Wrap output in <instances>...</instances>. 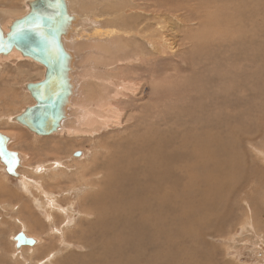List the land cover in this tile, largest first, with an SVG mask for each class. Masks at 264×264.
Here are the masks:
<instances>
[{
    "label": "rangeland",
    "instance_id": "rangeland-1",
    "mask_svg": "<svg viewBox=\"0 0 264 264\" xmlns=\"http://www.w3.org/2000/svg\"><path fill=\"white\" fill-rule=\"evenodd\" d=\"M27 1L0 0V12L22 17L29 8ZM128 1L110 2L121 10L131 6ZM133 1L146 12L158 7L185 23L167 30L163 57L122 67L116 73L135 87L114 104L122 113V128L110 127L88 138L31 133L10 118L34 103L26 85L40 81L44 68L28 61L0 62V132L13 136L9 150L24 155L16 170L25 176L23 181L7 176L0 162V264H87V248L77 241L88 237L90 226H97L96 196L104 177L95 176L96 165L104 159L105 149H113L110 155H114L125 141L149 134L156 135L158 143L163 139L157 136L161 132H183L180 142H184L205 133L210 125L215 127V137L227 140L232 157L229 186L218 190L222 201L216 208L210 205L208 227L196 232L195 238H180L181 255L173 257H186L185 250L190 248L210 258L211 264H264V9L254 0ZM75 2L76 11L78 6L99 11L106 0ZM232 9L240 21L228 19L225 26L219 14ZM83 50L81 55L90 56L87 48ZM83 56L80 70L95 66L96 74L105 71ZM96 82L95 78L83 80L82 97L90 96ZM226 174L217 177V185ZM23 232L37 239L33 251L16 247L14 237Z\"/></svg>",
    "mask_w": 264,
    "mask_h": 264
},
{
    "label": "bare ground",
    "instance_id": "bare-ground-1",
    "mask_svg": "<svg viewBox=\"0 0 264 264\" xmlns=\"http://www.w3.org/2000/svg\"><path fill=\"white\" fill-rule=\"evenodd\" d=\"M110 1L102 3L103 11L101 7L98 11L94 7L81 6L76 11L75 0H65L70 21L61 41L69 56L71 96L64 106V117L55 132L60 135L88 138L110 127L122 128V113L117 109L119 106L116 108L114 104H118L126 92L135 91V87L132 83L118 79L116 73L119 70L122 72V67L163 57L161 55L167 51V30L171 31L175 25L184 22L182 18L160 12L158 7L152 12H146L139 3L130 0L129 8L128 5H122L129 11L125 8L116 10ZM252 2L264 9L262 0ZM29 10L27 8L24 15ZM233 10H223L219 14L225 26L229 24L228 19L240 21ZM19 18V15L0 12L3 33H8L11 25ZM84 48L90 51V56L84 53L85 56L81 55V51L86 50ZM81 56L84 60L90 59L96 66L102 65L105 71L96 74L95 66H89L86 71L80 70L78 65H82ZM3 60L28 61L39 65L15 48L7 55L0 54V62ZM94 78L98 80L97 88L93 87L96 91L93 94V90L90 91L89 97H82L84 94L80 88L83 80L94 81ZM77 80L80 81L79 85ZM80 97L81 100L78 99ZM10 120L18 124L16 117ZM124 128L128 129L126 126ZM207 128L209 130L205 133L185 139L184 142H180V134L183 132L168 134L160 131L157 136L163 139L158 143L156 135L149 134L125 141V146H118L114 155H110L113 149H105L104 159L96 165L98 169L95 176L100 174L104 177L103 187L96 196L97 215L93 220L97 226H90L92 228L87 232L88 237L77 241L88 249L84 252L90 258L87 264H93L90 262L92 259L100 261L98 264H211L210 258L198 255L190 248L185 250L186 257H173L181 255L182 248L178 243L180 238H195L196 232L208 227L209 207L214 203L216 208L222 201V198H217V192L228 188V174L232 175L228 168L232 157L227 149V140L214 136V126ZM0 134L7 138L8 148L13 136L2 132ZM15 153L21 166L24 155ZM3 168L5 172V166ZM220 174L226 176L217 185ZM14 176L21 181L25 177L17 170ZM223 203H226L224 199ZM23 234L26 238L37 240L25 232ZM28 248L34 250L33 246Z\"/></svg>",
    "mask_w": 264,
    "mask_h": 264
},
{
    "label": "water",
    "instance_id": "water-1",
    "mask_svg": "<svg viewBox=\"0 0 264 264\" xmlns=\"http://www.w3.org/2000/svg\"><path fill=\"white\" fill-rule=\"evenodd\" d=\"M29 12L17 19L4 34L0 27V54L13 48L44 67L43 78L26 85L34 103L16 116L31 133L47 137L55 132L64 117V106L71 96L69 56L61 37L70 21L65 0H32ZM78 156V153L76 154ZM0 160L11 177L19 166L17 154L7 148V138L0 134ZM14 240L17 246H33L35 241L23 233Z\"/></svg>",
    "mask_w": 264,
    "mask_h": 264
}]
</instances>
